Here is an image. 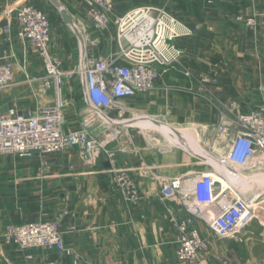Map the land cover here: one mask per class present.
<instances>
[{"label": "crops", "instance_id": "obj_1", "mask_svg": "<svg viewBox=\"0 0 264 264\" xmlns=\"http://www.w3.org/2000/svg\"><path fill=\"white\" fill-rule=\"evenodd\" d=\"M114 3L116 17L141 7L139 0ZM22 5H33L48 14L52 24L51 53L64 62V70H76L85 45L75 34L73 23L90 24L84 3L1 0V55L13 49L6 43L3 31L8 23L5 16L10 13V19H14V11ZM201 12L205 13L200 23L210 25L214 32L184 42L187 49L182 68L158 79L155 91L128 99L121 115L119 110L108 115L121 132L119 141L112 144L116 150L114 164L100 154L94 164L85 165L76 148L49 155L47 164L39 157H0V230L11 225L59 221L65 247L72 251V255L43 248L23 252L0 237V264H75L76 258L78 264H180L176 257L177 225L189 214L176 202L158 198L159 182L192 178L209 169L211 159H204L201 151L207 156L209 152L219 153L232 140L230 136L212 142L217 107L198 94L201 82L197 74L219 77L224 94L237 100L245 113L260 108L264 97V0H215L210 12L205 8ZM239 14L262 15L258 30H242L235 22ZM90 36L97 45L103 41L108 46L114 41L117 44V37L110 32L92 31ZM12 37L16 53L22 56L15 28ZM98 50L100 57L113 54L112 47L104 53ZM27 56L28 72L43 75V63L33 47H28ZM222 61L228 66L213 73L211 64ZM77 81V88L69 84L66 90L67 130H80L86 119L84 84L80 78ZM35 89L16 70L14 84L0 91V111H24L44 103L45 99L35 95ZM77 91L82 94L78 103L74 101ZM134 113L139 117L135 118ZM156 122L158 126L151 128L149 124ZM93 130L102 138L107 134L97 126ZM112 169L127 170L138 182L142 196L139 203H126L113 191ZM252 173L256 175L248 196L259 194L260 204L250 226L235 236L221 238L202 222H195L206 242L204 259L210 264H264V169L249 172Z\"/></svg>", "mask_w": 264, "mask_h": 264}, {"label": "built area", "instance_id": "obj_2", "mask_svg": "<svg viewBox=\"0 0 264 264\" xmlns=\"http://www.w3.org/2000/svg\"><path fill=\"white\" fill-rule=\"evenodd\" d=\"M81 1L89 23L99 33H105L115 19L118 50L95 57L84 47L73 71L64 70V62L51 53L52 24L46 12L33 5H22L14 11V19H10V13L6 14L8 23L3 31L7 34L6 43L13 49L0 54V91L14 84L17 70L27 83L36 86L35 95L45 101L24 111L17 108L0 111V157H39L47 164L49 155L76 148L85 165L94 164L100 154L114 164L116 150L112 144L119 141L121 132L108 115L115 110L121 115L128 99L155 91L157 80L181 64L184 51L178 41L194 36L199 29L188 26L166 8L143 6L116 17L112 0ZM90 24L78 22L86 37ZM14 28L22 56L15 50ZM29 46L41 58L44 68L41 76L28 72ZM78 78L84 84L86 119L80 130H67L66 87ZM232 112L234 117L223 114L213 128L212 142L230 136L232 140L225 144V150L209 152V169L192 178L159 182L158 198L176 202L189 214L177 225L176 257L180 264H210L204 259L206 242L195 225L197 220L218 237L229 238L257 218L260 196H248L256 175L249 172L264 169V100L257 111L237 115ZM133 116L138 118L139 114ZM93 126L107 133L104 138L95 133ZM111 173L113 191L121 200L139 203L142 196L138 182L129 171L112 169ZM0 237L23 252L43 248L72 255L65 247L59 221L11 225L0 230ZM78 262L76 258L75 264Z\"/></svg>", "mask_w": 264, "mask_h": 264}, {"label": "rangeland", "instance_id": "obj_3", "mask_svg": "<svg viewBox=\"0 0 264 264\" xmlns=\"http://www.w3.org/2000/svg\"><path fill=\"white\" fill-rule=\"evenodd\" d=\"M112 1L114 3V0H112ZM0 2H1V0H0ZM139 2L141 3V5H140L141 7L152 6V7L166 8L172 15L179 18L182 22H184L188 26H190L192 28L199 27L198 31L195 33L194 36L178 41V46L184 51V56L181 60V64L177 68H179V67L182 68V64L184 63V59L186 57V49L187 48L184 47V45H185L184 42L186 40L194 39L197 36H201L203 34H211L214 32V28L211 27L210 25H207V24L205 25V24L200 23V17L203 15L202 13H205V12H201L202 8H205L206 12H210L211 6L215 5V0H139ZM207 15H209V14H207ZM259 17H262V15L254 14L252 16H246L245 14H239L235 18V22L241 26L242 30L246 31L248 29L251 31H255L257 29V27L259 26V23H260ZM77 20H79V18H77ZM80 20H83V19H80ZM75 23H73L74 28H75V32L78 33L79 38H82L84 45H85V51L86 52L89 51L90 55L93 54L95 57H100L99 55H101V54L98 53V51H99L98 49H100L101 53H104L106 50H108L109 47L113 48V54L117 52L118 49H116L117 48L116 41H114V43L111 44L110 46H108L105 43V41H103V43H98V45L94 44V41H91L92 39H90L91 36L89 37V35L92 33V31L96 32L94 27L92 26L93 27L92 29L91 28L88 29V37H86V35L83 32H80L81 29L78 27V23L77 24H75ZM69 30H71V33L73 32V28L71 29V27H70ZM106 32L108 34L110 32V34L115 38L117 37V26L115 24V19H112V22L109 26V29ZM73 38L76 40V38L74 36H73ZM87 39H88V41H86ZM75 46L77 47V49H79L81 51V47L80 46L78 47V44H76ZM227 66H228L227 62L222 61V62L211 64L210 67L212 69V72L215 73L219 70L221 71L223 68H226ZM189 73H191V71ZM197 77H198L197 79L201 82L198 94L201 95V98L204 101H210L211 100L213 105H215L217 107L216 109H217L218 121L221 120L223 114L224 115L227 114L229 117H234V113L232 112V110H234L236 115L238 113L239 114H241V113L245 114V112L242 110V108L240 106V103L237 100L232 99V98H228L226 96V94H224L222 82H221V79L219 77H212V76L206 75V74H200V75L197 74ZM70 84L71 85L76 84V88L78 87V81L77 80L72 81ZM67 87H66V90H67ZM71 95H72V93H71ZM74 96H75L74 101H76L77 103L81 101L82 94L80 93V91L75 92ZM263 100H264V97H263ZM263 100H262V102H263ZM257 110H255V111H257ZM136 120H134V121H136ZM137 122L139 123L138 120H137ZM140 123H142V122H140ZM160 123L167 125L166 122H160ZM170 128H172V127H170ZM156 132H158L159 134H163L160 131H156ZM163 135H165V134H163ZM223 147H225V145ZM201 153L203 154L204 159H206L207 161H210V159L208 158L205 151H201ZM207 161H205V162H207Z\"/></svg>", "mask_w": 264, "mask_h": 264}, {"label": "bare ground", "instance_id": "obj_4", "mask_svg": "<svg viewBox=\"0 0 264 264\" xmlns=\"http://www.w3.org/2000/svg\"><path fill=\"white\" fill-rule=\"evenodd\" d=\"M158 122H156L155 124H149L150 125V127L152 128V127H155V126H158V125H156ZM161 128V127H160Z\"/></svg>", "mask_w": 264, "mask_h": 264}]
</instances>
